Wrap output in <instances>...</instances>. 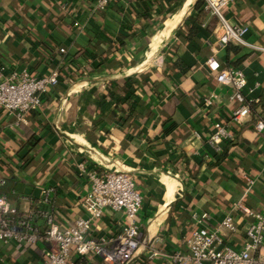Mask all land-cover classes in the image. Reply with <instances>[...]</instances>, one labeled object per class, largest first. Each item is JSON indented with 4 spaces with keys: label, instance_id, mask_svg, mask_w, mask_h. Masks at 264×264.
I'll use <instances>...</instances> for the list:
<instances>
[{
    "label": "crops",
    "instance_id": "1",
    "mask_svg": "<svg viewBox=\"0 0 264 264\" xmlns=\"http://www.w3.org/2000/svg\"><path fill=\"white\" fill-rule=\"evenodd\" d=\"M94 1L0 0V64L7 72H61L23 122L0 108V194L43 231L38 210L46 188L62 226L86 215L89 182L79 162L130 171L143 204L141 245L129 264H173L151 250L186 251L194 212L209 213V228L239 199L264 213V131L255 129L264 119V50L222 45V24L203 0H114L105 11ZM224 13L264 48V0H230ZM213 47L223 67L244 70L253 102L219 152L208 138L216 122H230L236 103L205 66ZM244 173L255 179L252 187ZM236 214L241 224L225 243L241 248L250 218ZM126 222L123 211L106 209L92 231L115 236ZM51 247L44 239L34 246L0 241V264H43ZM76 264L108 263L96 255Z\"/></svg>",
    "mask_w": 264,
    "mask_h": 264
},
{
    "label": "built area",
    "instance_id": "2",
    "mask_svg": "<svg viewBox=\"0 0 264 264\" xmlns=\"http://www.w3.org/2000/svg\"><path fill=\"white\" fill-rule=\"evenodd\" d=\"M114 0H95L94 8L105 11ZM206 9L216 15L223 27L219 37L222 45L234 41L259 50L263 47L253 45L245 38L249 27L230 23L224 10L230 0H203ZM212 55L205 61L206 68L215 76L218 83L228 86L233 108L230 122L218 121L208 141L215 151L222 150V143L234 138L235 123L243 122L252 113V102L245 94L247 76L238 67H223L216 56V48H211ZM65 53L64 46L59 47ZM61 81L60 69L35 75L28 69L7 72L0 64V108L15 116V124L23 122L26 115L40 109L44 95ZM216 94L205 99L210 104ZM230 123V124H229ZM255 129L264 131V119L259 118ZM80 175L87 177L89 190L82 199L85 216H79L73 224L62 226L56 219L51 207L52 188L43 190L41 206L38 213L45 223V230L33 223L28 215H20L18 208L11 206L6 194H0V241L9 243L17 241L34 246L40 239L52 244L43 264H76L77 257L97 255L108 264H129L136 256L141 245L139 212L143 197L139 191L134 175L124 169H100L85 161L78 163ZM244 180L249 187L255 179L244 173ZM106 209L123 211L127 222L115 236L96 235L92 228L94 222L101 218ZM237 212L247 215L250 222L245 230V240L241 248L225 243L226 232H236L241 224ZM207 212L192 214L195 227L186 237L187 250H175L164 253L152 248L151 255L170 257L173 264H264V213L246 205L243 199L235 201L232 209L221 222L213 228L205 227L209 219ZM21 226L22 229L17 227Z\"/></svg>",
    "mask_w": 264,
    "mask_h": 264
},
{
    "label": "trees",
    "instance_id": "3",
    "mask_svg": "<svg viewBox=\"0 0 264 264\" xmlns=\"http://www.w3.org/2000/svg\"><path fill=\"white\" fill-rule=\"evenodd\" d=\"M70 57H71V54H70ZM129 94H130V92H129V87H127V88H125V97H128L129 96ZM252 105H253V102H252ZM253 107V106H252ZM25 244V243H24ZM25 245H27V244H25ZM27 246H30V245H27ZM88 256H95V255H88Z\"/></svg>",
    "mask_w": 264,
    "mask_h": 264
},
{
    "label": "bare ground",
    "instance_id": "4",
    "mask_svg": "<svg viewBox=\"0 0 264 264\" xmlns=\"http://www.w3.org/2000/svg\"><path fill=\"white\" fill-rule=\"evenodd\" d=\"M174 189V188H173Z\"/></svg>",
    "mask_w": 264,
    "mask_h": 264
}]
</instances>
